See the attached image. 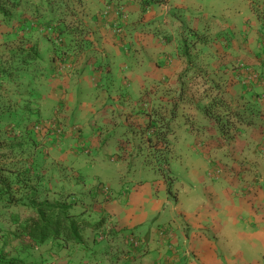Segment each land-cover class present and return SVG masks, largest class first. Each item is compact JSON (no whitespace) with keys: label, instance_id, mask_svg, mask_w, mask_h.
Returning <instances> with one entry per match:
<instances>
[{"label":"crops","instance_id":"obj_1","mask_svg":"<svg viewBox=\"0 0 264 264\" xmlns=\"http://www.w3.org/2000/svg\"><path fill=\"white\" fill-rule=\"evenodd\" d=\"M89 1L94 13L91 49L84 47L70 62L53 61L51 72V52L41 48L42 69L27 74L28 78L37 75L34 80L38 117L46 121L57 118L65 125L80 127L78 137L65 134L56 144L50 143L55 135L42 139L39 153L42 158L40 161L35 158L44 174H50L51 160L58 161L80 186L98 181V172L107 167L131 166L133 177L124 179L132 183L133 192L113 191L108 186L112 198L91 210L96 214L95 220L104 217L103 228L108 226L109 232L105 242L89 243L93 252L89 256L82 251L67 256L71 248H76L73 246L58 249L51 241L31 245L24 237L14 238L16 227L9 216L23 215L26 209L19 204L7 208L0 205V258L20 259L23 264H67L66 261L68 264H159L160 259L156 261V258L163 256L172 258L171 264H264V86L254 83L256 76L250 73L248 85L236 82V78L231 82L229 79L236 70L227 69L228 78L220 90L246 119L228 132L215 128L212 118L199 115L194 108L199 102L194 88L186 89L192 98L185 109L181 110L179 103L175 114L165 119L147 114L152 111V104L141 94L143 85H152L164 73L171 80L187 67L178 54L177 58H167L169 62L164 68L158 66L163 54L170 52L166 36L175 38L180 31L182 24L177 17L181 14L188 21L190 14L219 16L218 20L234 27L236 34L249 37L253 50L239 52L241 56H233L237 60L252 59L262 51V19L253 12L248 0L218 4L212 11L204 9L203 0H151L144 5L139 0ZM120 6L126 13L117 16L115 11L121 10ZM153 29L157 31L152 32ZM67 39L68 36L60 38L58 44ZM219 45L229 47L227 41ZM5 50L7 46L0 38V51ZM211 54L204 52L202 57L198 54L191 62L192 69H203L209 76L220 74L214 62L217 57ZM250 66L247 68L264 75V65ZM150 118L153 120L147 129ZM209 121L212 127H200V123ZM4 123L0 119V126ZM153 123L157 131L167 132L168 149H163L167 163H161L162 171L156 169L157 163L150 158L153 150L162 146L153 149L154 146L148 147V141H144L155 129ZM145 127L146 131L140 135ZM27 152L33 153L31 147ZM196 154L208 161L198 196L192 194L188 198L191 194L188 190L186 205L182 199L170 203L169 197L177 200V194L167 195L168 180L157 173L164 177L166 170L170 179V160L185 163L184 156L189 160ZM191 162L187 161L189 165ZM61 180L56 181L58 186ZM200 195L201 199L197 200ZM165 206L171 214L169 222L163 221V225L172 229L170 244L159 238L158 223L151 222L162 216ZM87 217L92 218L89 214ZM139 226L143 227L137 229ZM84 233L91 236L94 231L89 227ZM129 233L143 242L136 251L125 242Z\"/></svg>","mask_w":264,"mask_h":264},{"label":"trees","instance_id":"obj_2","mask_svg":"<svg viewBox=\"0 0 264 264\" xmlns=\"http://www.w3.org/2000/svg\"><path fill=\"white\" fill-rule=\"evenodd\" d=\"M150 1L139 0V4L144 5ZM248 1L252 4L256 16L262 19L264 28V0ZM89 4V0H0V38L7 46V50L0 51V119L5 120L0 126V205L7 208L11 204H19L26 209L23 215L16 213L12 217L9 216L16 227L14 238L24 237L31 245L51 241L58 249L76 247L68 252L67 256L70 257L80 251L87 256L93 253L88 245L98 242V235L105 230L102 224L104 217L91 221L87 215L95 206H101L110 199L100 192V182L98 185L80 186L74 181L72 173L58 161L51 160L50 174H44L39 168L41 165L37 159L40 161L42 158V154H39L42 151L40 146L43 145L42 139L47 137V131L41 130L40 139L36 137L34 127L40 123L35 106L37 83L34 79L37 75L34 73L28 78L27 74L37 72L42 67L39 64L42 60L39 56L41 48L51 52V72L53 61L70 62L77 58L84 47L91 49L90 36L94 33V13ZM120 8L121 10L115 11L117 16L126 13L121 6ZM188 17L189 21L183 14L177 17L182 24L180 31L175 38L166 36L170 52L163 54L162 63H157L164 68L169 62L167 58H177L178 54L187 67L171 80L164 73L162 78L154 79L152 85L142 86L141 94L152 104V111L147 114L165 119L175 114L179 103L182 105L181 110L185 109L192 98L188 96L186 89L194 88V93L199 96L196 98L199 102L194 108L199 111V115L212 118L215 128L228 132L237 124L244 123L246 119L237 113L227 101L225 92L220 90L222 83L228 78L225 74L227 69L236 70L234 77L231 76L229 80L232 82V78H236V82L245 85L251 83L247 75L255 74L253 82L264 86V75L247 68L253 63L263 67L264 34L260 40L263 45L260 54H256L252 59L238 61L233 56H241L239 52L253 50L249 37L244 33L236 34L234 27L225 26L218 20L219 16L214 18L190 14ZM67 36L66 42L58 44L57 40ZM224 41L229 43V47L219 45L220 42L224 44ZM204 52L216 55L215 67L219 68L220 74L215 72L209 76L203 69H192L191 64L195 57L198 54L202 57ZM152 120L150 118L146 123L147 129L150 128ZM212 125L210 121L206 124L200 123L203 129H209ZM151 126L155 129L151 130L152 134L146 135L144 141H148V147L154 146L153 149L155 146H162L161 149H154L150 155L157 163L156 169L162 171L161 163L167 159L163 150L168 149V140L165 139L167 132L157 131L154 123ZM146 127L140 135L146 131ZM78 136L76 134L75 137ZM29 147L33 150L32 154L27 152ZM60 179L62 184L58 186L56 181ZM164 225H158L156 232ZM89 227L94 231L91 236L84 233ZM159 238L170 244L172 236ZM137 239L138 246L132 248L134 251L143 245V242ZM162 258L163 256L156 258V261ZM66 263L68 264V261ZM0 264L23 263L20 259L2 256Z\"/></svg>","mask_w":264,"mask_h":264},{"label":"rangeland","instance_id":"obj_3","mask_svg":"<svg viewBox=\"0 0 264 264\" xmlns=\"http://www.w3.org/2000/svg\"><path fill=\"white\" fill-rule=\"evenodd\" d=\"M203 7L205 10L207 11H212L214 9H216L217 7H219L221 4H228L230 3L232 0H203ZM219 4V6H218ZM58 42V40H57ZM43 121L42 119H40V122ZM49 122L52 125L51 127H43L40 128V130H46L47 131V136H54L50 143L56 144V142H58L59 139L63 138V135L65 134H69L72 135L73 137L76 136V134L79 135L80 132V127H77L76 124H69V125H63L61 124V122L56 118V119H50ZM5 122V120H4ZM48 123V122H47ZM181 125V123L179 124ZM178 125V126H179ZM179 128V127H178ZM180 130V129H179ZM16 132V131H15ZM36 134V133H35ZM38 136H40V132H37ZM38 138V137H37ZM221 157H223L221 155ZM184 158L188 161L191 162V164L189 165L187 163V161L185 163H183L182 161H172L170 160L169 162V173L168 175H170V179L167 177V171L164 170V174L165 176L163 177L162 175H159L157 173V176H159L160 178H165L166 177V181H167V185H166V189L169 191L167 192V195H171L169 192H172V195L177 194V200L175 198H170V203L175 204V202H178L179 200L182 199V202L184 203V205H186L188 203V199L186 197L187 191L189 190L191 192V194L188 196V198L191 197L192 194H195V196H198L197 190L201 189V180L203 178H205V174L207 173V169H206V165L208 164L207 158L203 157L201 154H196L195 156H190V159L188 160L187 156H184ZM189 165V166H188ZM92 173L93 170H91ZM99 176H98V181H103L104 184H102L101 186H105L108 188V192L107 196L101 192V187H100V192L102 193V195L107 198V199H111L112 198V193L109 189L108 186H110L113 191H126L127 193L129 192H133V185L132 183L126 182L127 179L124 178H129L130 176H132L133 173V168L131 166H126V165H121L120 168L115 167H107L104 170H101L100 172H98ZM81 174V173H80ZM82 176H79V179ZM124 179V180H121ZM98 181H94L92 184L89 181L88 183L90 185L96 184L98 185ZM86 189V188H85ZM161 189V188H159ZM201 199V195L199 196V198L197 200ZM100 207V206H99ZM89 215H91V221H95V216L96 214L92 211H90ZM168 215V219H166V216ZM171 214H170V209L168 206H165L164 208V213L162 214L161 217L158 218H154L151 220V222L153 223V225L157 224L158 225H162L165 221L169 222L168 220H170ZM164 221V222H163ZM151 225V223H150ZM144 226H146V224H144ZM142 228L143 226H139L137 229ZM108 226L105 230H103V234H104V238L101 239H97L98 242H105L106 239V232L108 231ZM101 232V233H102ZM109 232V231H108ZM125 239V238H124ZM126 242V241H125Z\"/></svg>","mask_w":264,"mask_h":264},{"label":"built area","instance_id":"obj_4","mask_svg":"<svg viewBox=\"0 0 264 264\" xmlns=\"http://www.w3.org/2000/svg\"><path fill=\"white\" fill-rule=\"evenodd\" d=\"M52 125H54V124H51L49 122L48 123H45V127L46 128L47 127H51ZM36 128L39 129V126H36ZM108 191L109 190H108L107 187H105V186H102L101 187V192L104 193L106 196H107V193H109ZM157 234L160 237L169 238V237L172 236V229L168 225H164V226L160 227L157 230ZM103 238H104V234L102 232V233H100L98 235V239H101L102 240ZM125 241H126V243L130 244L133 248H135L136 246H138V239L134 235H127L125 237ZM171 262H172V258L171 259H169V258H166V259L162 258L160 260L159 264H171Z\"/></svg>","mask_w":264,"mask_h":264},{"label":"clouds","instance_id":"obj_5","mask_svg":"<svg viewBox=\"0 0 264 264\" xmlns=\"http://www.w3.org/2000/svg\"><path fill=\"white\" fill-rule=\"evenodd\" d=\"M47 122H52V121H46V120H43V121H41L40 123H38V124L36 125V126H39V129H37L36 126L34 127V131H35V133H36V136L38 135L37 132H40V131H41L40 128L45 127V123H47ZM47 128H48V127H47ZM100 187H102V186H100Z\"/></svg>","mask_w":264,"mask_h":264}]
</instances>
